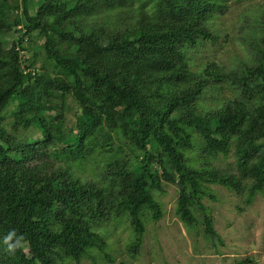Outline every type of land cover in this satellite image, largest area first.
Segmentation results:
<instances>
[{
    "label": "trees",
    "instance_id": "16d2710c",
    "mask_svg": "<svg viewBox=\"0 0 264 264\" xmlns=\"http://www.w3.org/2000/svg\"><path fill=\"white\" fill-rule=\"evenodd\" d=\"M32 1L0 0V264L112 262L121 222L134 257L163 183L210 238L211 185L263 193L264 13L242 63L193 70L226 0Z\"/></svg>",
    "mask_w": 264,
    "mask_h": 264
},
{
    "label": "rangeland",
    "instance_id": "374dc122",
    "mask_svg": "<svg viewBox=\"0 0 264 264\" xmlns=\"http://www.w3.org/2000/svg\"><path fill=\"white\" fill-rule=\"evenodd\" d=\"M36 3L37 0H33L31 6ZM225 5V13L214 21L213 34L217 41L207 43L195 55L193 70L212 61L233 68L247 57L250 30L258 34V28L252 27L264 13V0H226ZM41 55L38 54V62ZM230 96L231 92L224 86L219 97L216 92H211L202 98L200 106H219L222 99ZM26 135L36 136L37 133L29 131ZM232 160L230 156L227 159L220 157L215 163L224 168ZM208 193L212 198L203 199L202 205L206 214L212 217L217 237L204 235L199 223L202 221L200 212L196 213L197 225L185 226L174 211L178 196L176 187L163 183L162 191L155 195L162 206V216L156 222L150 217L145 219V232L136 256L131 257L126 251L132 235L121 222L107 232L110 233L107 252L112 262L96 261L98 264H264V191L257 194L248 207L244 206L242 197L223 187L211 185ZM80 264H92V261L85 260Z\"/></svg>",
    "mask_w": 264,
    "mask_h": 264
}]
</instances>
